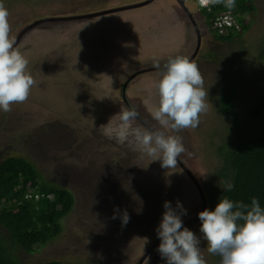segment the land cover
<instances>
[{"label":"rangeland","instance_id":"1","mask_svg":"<svg viewBox=\"0 0 264 264\" xmlns=\"http://www.w3.org/2000/svg\"><path fill=\"white\" fill-rule=\"evenodd\" d=\"M145 1L3 0L15 37L33 21L49 20L16 42L15 47L29 60L28 70L36 84L26 102L13 104L10 112L0 110V160L22 155L34 164L44 182L74 195L72 210L61 219V233L38 252L22 254L24 264L47 260L166 264L157 251L156 229L164 202L176 208L177 200L187 209L183 225L192 224L190 230L200 238L207 264H218L207 252L198 217L218 191L214 170L222 134L218 132L224 123L214 101L225 83L238 85L245 98L257 92L240 84L244 73L263 65L257 51L264 38V0H251L253 8L244 7L242 16L249 27L230 42L219 39L202 18L193 15L201 33L196 42V31L177 0L138 5ZM185 6L191 13L197 10L193 0H186ZM195 50L192 60L208 89V107L196 128L178 133L191 155L182 154L177 168H162L159 160L152 161L102 134L99 127L124 106L122 82L124 97L137 107L145 126L161 127L153 119L159 99L155 85L160 77L157 70L147 69H154V61L163 66L177 55L191 57ZM259 74L264 76L263 66ZM242 99L238 97L237 102L244 112ZM115 208L120 211L113 219ZM124 210L130 220L122 227ZM0 236L8 240L2 227Z\"/></svg>","mask_w":264,"mask_h":264},{"label":"clouds","instance_id":"2","mask_svg":"<svg viewBox=\"0 0 264 264\" xmlns=\"http://www.w3.org/2000/svg\"><path fill=\"white\" fill-rule=\"evenodd\" d=\"M181 1L190 14L188 15L178 4L184 11L190 28L192 25L195 29L196 25L195 40L198 42L201 33L196 17L204 21L205 18L200 12L191 13L185 6L186 0ZM193 1L200 8L222 2V0H202V3L199 0ZM225 6L229 9L216 15L211 26L204 24L214 31L215 36L232 37L230 39L232 41L240 33L241 26L231 10L235 7V0H227ZM227 12L231 13L237 27L232 24L220 32L214 22L217 17ZM196 13H199V16ZM9 15V10L3 0H0V110L3 112L12 111L13 104L26 102L32 87L36 84L28 70V58L15 47L16 37L24 27L16 37L13 36ZM242 18L245 20L243 16ZM29 30L24 32L19 40ZM196 52L197 50L191 57L177 55L169 58L163 66L159 61H154V69H147L157 70L160 77L155 85L159 99L153 119L161 127L149 129L145 126L139 118L137 107L130 106L124 97L122 82L120 98L122 93L124 106L106 125L99 127L102 134L119 145L127 144L131 150L151 157L152 161L159 160L162 168H177L178 158L182 154L191 155L178 133L183 129L196 128L200 123L201 114L206 113L208 107V89L204 88V79L198 64L192 60ZM143 72L144 70L140 73ZM117 117V122L113 123V119ZM233 188V183L226 182L224 191L230 192ZM163 207L165 211L156 229L160 240L157 251L161 258L166 260V264H207L200 247V238L190 230L192 224L183 225L182 216L187 214V209L179 200L176 202V208L172 207L170 201H165ZM119 211V208L114 209L113 219L117 218L115 213ZM140 211L137 210L138 213ZM198 217L201 221L200 232L207 241V252L219 256L220 264H264V207H261L256 197L251 199L249 205L225 196L219 200L214 210H209L208 205H205L198 213ZM120 218L122 227L126 226L130 220L127 210L121 213ZM194 221H197V218H194Z\"/></svg>","mask_w":264,"mask_h":264},{"label":"trees","instance_id":"3","mask_svg":"<svg viewBox=\"0 0 264 264\" xmlns=\"http://www.w3.org/2000/svg\"><path fill=\"white\" fill-rule=\"evenodd\" d=\"M227 0L211 3L206 8L197 6L196 12L211 26L213 18L229 9ZM251 0H235L231 8L242 31L244 7ZM251 12V11H250ZM249 12V13H250ZM36 21V20H35ZM238 34V35H239ZM229 41L232 37L217 36ZM264 67V38L257 51ZM255 65L243 75L242 88L256 89V94L245 98L238 85L223 84L215 102L223 127L218 133L220 142L216 151L218 166L215 178L217 193L208 204L214 210L225 196L233 201L251 204L256 197L264 207V76L262 66ZM238 97L245 101L244 112L238 107ZM242 114L240 115V113ZM234 184L232 191H224L225 183ZM74 206L73 193L61 186L43 181L34 164L22 155L5 156L0 160V227L6 230L8 240L0 236V264H24L22 254H33L47 246L61 233V219ZM8 244V245H7ZM220 264V257L214 255ZM41 264H66L47 260Z\"/></svg>","mask_w":264,"mask_h":264},{"label":"built area","instance_id":"4","mask_svg":"<svg viewBox=\"0 0 264 264\" xmlns=\"http://www.w3.org/2000/svg\"><path fill=\"white\" fill-rule=\"evenodd\" d=\"M202 3V0H199ZM235 25V22L232 18V15L230 12L225 13L223 16L217 17L214 25L215 27L222 32L224 29L230 27L231 25ZM237 27V25H235Z\"/></svg>","mask_w":264,"mask_h":264},{"label":"water","instance_id":"5","mask_svg":"<svg viewBox=\"0 0 264 264\" xmlns=\"http://www.w3.org/2000/svg\"><path fill=\"white\" fill-rule=\"evenodd\" d=\"M149 1H151V0H147V1L143 2V3L138 4V5L146 4V3H148ZM177 1H178L179 5L184 9V11H186V13H187L188 15H190V14L188 13V11L186 10V8L184 7L183 2H182L181 0H177ZM102 13H103V12H101V13H99V14L102 15ZM88 16H92V15H85L84 17H88ZM93 16H94V15H93ZM82 17H83V16H82ZM82 17H81V18H82ZM66 19H68V18H65V20H66ZM46 20H49V19H39V20H36V21L32 22L31 24H28L26 27H24V28L19 32V34H18L17 37H16V42L19 40L20 36H21L24 32H26L27 30L33 28L35 25H37V24H39V23H41V22H43V21H46ZM195 29H197V28H196V25H195ZM198 41H199V39H198ZM198 44H199V43H197V45H198Z\"/></svg>","mask_w":264,"mask_h":264},{"label":"crops","instance_id":"6","mask_svg":"<svg viewBox=\"0 0 264 264\" xmlns=\"http://www.w3.org/2000/svg\"><path fill=\"white\" fill-rule=\"evenodd\" d=\"M178 16H179V14H178ZM179 18H180V16H179ZM181 19V18H180ZM185 26L187 27V32H186V34L188 35V37H190V34H191V30H189V28H188V26L186 25V23H185ZM183 37V36H182ZM185 38H187V37H185Z\"/></svg>","mask_w":264,"mask_h":264},{"label":"flooded vegetation","instance_id":"7","mask_svg":"<svg viewBox=\"0 0 264 264\" xmlns=\"http://www.w3.org/2000/svg\"><path fill=\"white\" fill-rule=\"evenodd\" d=\"M178 7H179V6H178ZM179 9L182 11V8H181V7H179ZM196 15L199 16V13H196Z\"/></svg>","mask_w":264,"mask_h":264}]
</instances>
